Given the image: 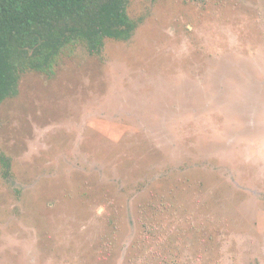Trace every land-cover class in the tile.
<instances>
[{
	"label": "rangeland",
	"instance_id": "374dc122",
	"mask_svg": "<svg viewBox=\"0 0 264 264\" xmlns=\"http://www.w3.org/2000/svg\"><path fill=\"white\" fill-rule=\"evenodd\" d=\"M129 10L0 106V264H264V0Z\"/></svg>",
	"mask_w": 264,
	"mask_h": 264
},
{
	"label": "trees",
	"instance_id": "16d2710c",
	"mask_svg": "<svg viewBox=\"0 0 264 264\" xmlns=\"http://www.w3.org/2000/svg\"><path fill=\"white\" fill-rule=\"evenodd\" d=\"M131 0H0V106L20 92L28 71L56 73L65 56L84 47L101 55L107 39L128 41L141 22ZM4 176L10 160L0 154Z\"/></svg>",
	"mask_w": 264,
	"mask_h": 264
}]
</instances>
